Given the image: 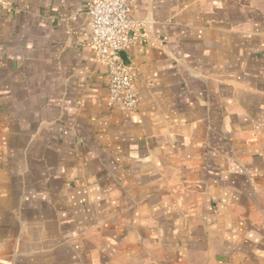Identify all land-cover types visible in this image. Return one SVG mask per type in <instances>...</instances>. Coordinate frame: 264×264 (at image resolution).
I'll list each match as a JSON object with an SVG mask.
<instances>
[{"label": "crops", "instance_id": "crops-1", "mask_svg": "<svg viewBox=\"0 0 264 264\" xmlns=\"http://www.w3.org/2000/svg\"><path fill=\"white\" fill-rule=\"evenodd\" d=\"M88 1L0 0V264H264V0H135L133 112Z\"/></svg>", "mask_w": 264, "mask_h": 264}, {"label": "built area", "instance_id": "built-area-1", "mask_svg": "<svg viewBox=\"0 0 264 264\" xmlns=\"http://www.w3.org/2000/svg\"><path fill=\"white\" fill-rule=\"evenodd\" d=\"M134 2L90 0L81 11L86 16L91 47L108 68V100L114 108L130 112L138 105L136 73L122 64L120 53L144 40L145 26L132 15Z\"/></svg>", "mask_w": 264, "mask_h": 264}, {"label": "water", "instance_id": "water-1", "mask_svg": "<svg viewBox=\"0 0 264 264\" xmlns=\"http://www.w3.org/2000/svg\"><path fill=\"white\" fill-rule=\"evenodd\" d=\"M120 59H121L122 64L126 66V57L123 53H120Z\"/></svg>", "mask_w": 264, "mask_h": 264}, {"label": "rangeland", "instance_id": "rangeland-1", "mask_svg": "<svg viewBox=\"0 0 264 264\" xmlns=\"http://www.w3.org/2000/svg\"><path fill=\"white\" fill-rule=\"evenodd\" d=\"M263 4V3H262ZM264 5V4H263Z\"/></svg>", "mask_w": 264, "mask_h": 264}]
</instances>
